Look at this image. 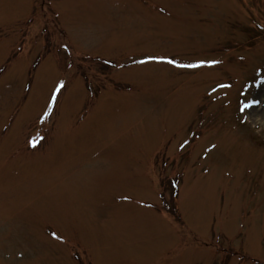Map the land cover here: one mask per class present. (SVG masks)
Masks as SVG:
<instances>
[{
  "label": "rangeland",
  "instance_id": "1",
  "mask_svg": "<svg viewBox=\"0 0 264 264\" xmlns=\"http://www.w3.org/2000/svg\"><path fill=\"white\" fill-rule=\"evenodd\" d=\"M0 264H264V0H0Z\"/></svg>",
  "mask_w": 264,
  "mask_h": 264
},
{
  "label": "snow or ice",
  "instance_id": "2",
  "mask_svg": "<svg viewBox=\"0 0 264 264\" xmlns=\"http://www.w3.org/2000/svg\"><path fill=\"white\" fill-rule=\"evenodd\" d=\"M153 58H155V57H153ZM168 63L176 64L177 61H175V60H173V59H169V60H168ZM213 63H217V62L214 61ZM63 87H64V83L61 82V83L59 84V86L56 88L55 91L58 93V92L60 91V89H62ZM55 99H56V97H55V95H53V97H52L53 102H55ZM247 107H251V105H247Z\"/></svg>",
  "mask_w": 264,
  "mask_h": 264
},
{
  "label": "bare ground",
  "instance_id": "3",
  "mask_svg": "<svg viewBox=\"0 0 264 264\" xmlns=\"http://www.w3.org/2000/svg\"><path fill=\"white\" fill-rule=\"evenodd\" d=\"M256 111H258V110H255L253 108H251V110H250V112L253 113V114H255Z\"/></svg>",
  "mask_w": 264,
  "mask_h": 264
},
{
  "label": "trees",
  "instance_id": "4",
  "mask_svg": "<svg viewBox=\"0 0 264 264\" xmlns=\"http://www.w3.org/2000/svg\"><path fill=\"white\" fill-rule=\"evenodd\" d=\"M173 185V182H171L170 184H169V187H171L172 189L174 188L172 185ZM174 209H176V207H174Z\"/></svg>",
  "mask_w": 264,
  "mask_h": 264
}]
</instances>
